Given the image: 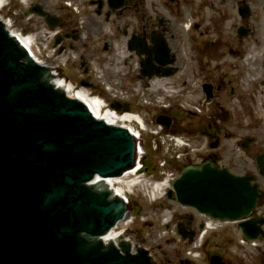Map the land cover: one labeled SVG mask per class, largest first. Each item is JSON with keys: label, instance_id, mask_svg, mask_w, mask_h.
Returning <instances> with one entry per match:
<instances>
[{"label": "water", "instance_id": "1", "mask_svg": "<svg viewBox=\"0 0 264 264\" xmlns=\"http://www.w3.org/2000/svg\"><path fill=\"white\" fill-rule=\"evenodd\" d=\"M30 11L55 26L40 5ZM47 71L0 21V264H151L145 249L130 254L124 242L121 252L103 249L94 237L126 206L84 186L95 173L117 176L133 165L132 136L54 89ZM257 166L264 177V161ZM252 180L203 163L185 167L167 193L215 219L239 220L242 234L257 239L264 232L262 219L249 217L260 194ZM210 264L225 263L213 255Z\"/></svg>", "mask_w": 264, "mask_h": 264}, {"label": "flooded vegetation", "instance_id": "2", "mask_svg": "<svg viewBox=\"0 0 264 264\" xmlns=\"http://www.w3.org/2000/svg\"><path fill=\"white\" fill-rule=\"evenodd\" d=\"M42 4L56 16L55 56H67L70 78L102 95L105 91L97 84V70H102L105 80L113 77L122 90L126 85L147 89L152 104L145 108L154 112L153 122L164 121L167 131L176 132L182 120L184 134L193 138L190 164L211 162L237 173L243 160L224 158L223 141L241 129L240 116L253 115L246 98L254 93L244 89L247 84L242 80L250 63L262 70L264 109V0H44ZM252 41L261 53L250 47ZM120 98L125 107L126 100ZM254 142L253 136L236 141L247 146L256 164L257 158L264 160V149L260 141L251 153ZM144 169L149 172L147 165ZM258 177L254 179L261 194L252 211L264 221V187ZM193 213L182 207L171 214L166 228L194 239L201 221Z\"/></svg>", "mask_w": 264, "mask_h": 264}, {"label": "rangeland", "instance_id": "3", "mask_svg": "<svg viewBox=\"0 0 264 264\" xmlns=\"http://www.w3.org/2000/svg\"><path fill=\"white\" fill-rule=\"evenodd\" d=\"M34 1L41 3L44 2V0H7L8 6L1 10L0 16H3L12 30L14 29L22 34L29 35L31 31H40L43 28L41 20L37 18L35 14H26L28 9L27 7ZM38 33L41 35L43 34L41 32ZM249 43L252 44L253 41ZM252 46L261 53L259 45L252 44L250 47L252 48ZM35 49L37 56L42 59L46 65L48 64L50 68L51 65L52 67L55 65V62L58 63V61H60L59 59L62 60V58L66 57L65 55H62V58L59 57L56 59L51 56L53 49L47 37H43L40 39V42L37 44L35 43ZM249 65L250 66H245L246 70L242 73V80L246 81L247 84L244 86V89L249 87L250 92L254 93L246 98V101H250L252 103L254 112L253 115L250 116H240L241 120L239 125H241V129L234 134L226 135L233 137L230 139L225 137L223 141V146L225 147L223 156L227 159L231 155L235 157L239 156L243 162L241 167H236V172L244 173L248 170V172L257 176V169L254 167V162L251 159L252 157L249 156V150H245L236 143V141H244L247 136H253L255 138V142L250 145L251 153L254 152V148L257 149V147L260 146V141H262L261 146L264 149L263 94L260 91L261 86L259 83L262 76V70L258 64L250 63ZM63 72L67 77L71 75V72L67 71V69L63 70ZM111 82L113 83L112 85H114V88H121L119 85V87L115 86L117 84L115 83L116 81L113 82V77L108 76L107 82L105 81V83L110 84ZM125 87H128V92L125 91L124 94H122V91L115 89L117 93L115 92L114 94L117 95V97L120 96L130 102L128 106L131 108V111L140 114L141 117L145 119L147 127L154 129L155 125L152 122L154 112H148L149 108H145L146 106L141 101V96L139 94L137 96L134 92L129 91L130 88L135 86L126 85ZM254 88H256V90ZM113 90L114 89H112V91ZM134 94L135 96H133ZM102 97L106 100L111 98V96L107 97L103 93ZM245 97L247 96H244V98ZM182 123V120H180V123L176 126L178 127L175 132L176 136L179 139L184 140L186 143L192 142L193 138H187L184 134L185 132L182 130ZM242 124L246 125V127L244 128ZM250 125L252 128L246 129ZM157 139L158 138H154V140H152L150 133L145 135V162L149 171H155V173L153 175L144 173L139 174L140 178H145L141 181L140 185L135 186L133 190L134 193L132 194L134 195L132 197V201L135 202L134 205H137L139 209L135 215H132L134 217L132 218V221H129L131 218L128 219L127 217L124 221L119 223L116 230L118 231L121 228L127 227L128 230L126 232V236L138 243L140 246H144L149 249L152 259L155 260L156 264H180L182 257L186 256V250L190 248V243L189 241L186 243L175 231H166V227L163 223L165 219L169 218L173 211L179 212L181 209L180 205L174 200L172 201L167 198L166 189L167 187H170L168 181L177 177L180 174L182 167L188 164L189 152L183 149H176L175 154L179 153L178 155L176 154V156H178L176 157L177 160L165 164L164 167L159 166L157 165V162L162 160L163 157H167V155H165V150H159V152L154 151L153 143L154 141L158 143ZM192 157H195V155H192ZM129 178L134 179L135 177L129 175ZM166 178L168 179V186L165 189H162L159 194H154L153 183H161ZM256 179L259 180L261 185L264 187V179L259 177ZM199 218L202 219L201 216H199ZM199 234L200 233L198 231L196 233V239L200 238ZM203 235L204 236L200 238L202 249L199 250V256L197 258H191L188 256L191 259L192 264H208L209 256L214 253L220 255L227 264H264V238L256 240L255 243L252 244L251 242L242 244L240 241L241 234L238 233L237 227L233 222L223 225L222 227H218L215 230L208 229Z\"/></svg>", "mask_w": 264, "mask_h": 264}, {"label": "bare ground", "instance_id": "4", "mask_svg": "<svg viewBox=\"0 0 264 264\" xmlns=\"http://www.w3.org/2000/svg\"><path fill=\"white\" fill-rule=\"evenodd\" d=\"M3 3V1L0 0V8H1V4ZM15 32L13 31L12 34H14ZM17 36V35H16ZM19 38L21 44L25 47H27L29 49V52L31 55L33 54L32 51V47H31V43L33 41V39L31 37L28 36H24V37H17ZM53 83L56 85V87L59 89H63L66 94L70 97H73L75 99H77L78 101L82 102L84 105H88L89 110H91L92 116H94L96 119L98 120H106L108 123L110 124H126V122H132L134 119V117L130 116L129 114H125V115H118L116 111H112L109 109L103 110V106L102 103L99 101V99L97 98H89L88 93L86 92V90H75L73 89L71 86L66 85L65 82H63L61 79H55L52 80ZM136 168H133L131 170H128L125 172V175L128 176V174H135ZM137 183H139L136 180L131 181L130 185H136ZM168 186L167 183H165V181L159 183V184H155V186L153 187V191L154 194H159L160 191L162 189H165ZM117 191H119V189H117ZM120 236L119 232H115L114 230L109 231V233H106L104 236H102V239H104L105 242H111V243H115L116 240H118L117 238Z\"/></svg>", "mask_w": 264, "mask_h": 264}]
</instances>
